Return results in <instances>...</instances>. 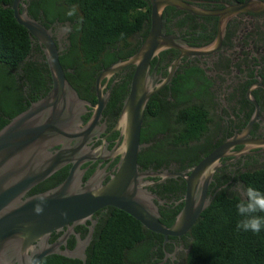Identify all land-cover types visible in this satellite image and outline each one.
Instances as JSON below:
<instances>
[{
  "label": "flooded vegetation",
  "instance_id": "obj_1",
  "mask_svg": "<svg viewBox=\"0 0 264 264\" xmlns=\"http://www.w3.org/2000/svg\"><path fill=\"white\" fill-rule=\"evenodd\" d=\"M182 1L197 11L212 12L248 0ZM42 2H52L58 8L62 5V0H19V10L26 11L29 15L31 6H38ZM39 10L43 15V10ZM164 10L167 11L163 16ZM164 10L162 16L165 19V33L180 40L183 48L203 50L213 45L218 33L219 17L201 16L175 7H166ZM43 21L49 25L47 29L51 30L59 51V59L68 55L70 31L64 29L66 25L71 28L69 21L61 23L56 19L49 22L45 17ZM136 38L141 39L142 44L144 39L142 40L140 35H136ZM32 41L34 45L29 54L31 60H37L41 64L47 62L43 46L35 39ZM208 51L206 54L184 56L178 49H166L154 56L150 62L147 84L156 88L168 78L169 81L148 100L149 106L144 109L140 134L143 131V135L148 136L165 135L164 131L173 123V112L177 108V100L174 97L176 88L180 81L190 79L189 72L193 69L201 73L203 81L198 80L197 83L203 87V92L210 101L211 118L201 140L202 148L194 154L195 160L192 163L154 159L148 151L152 142L143 143L139 139L140 150L136 161L137 190L150 195V201L155 205L159 220L163 224L171 223L172 211L179 205L183 207L186 192L184 178L168 175L190 174L189 171L194 166L226 143H231L230 147L214 163L207 187L206 198L210 203L220 192L239 197L238 189L244 188L243 176L264 169V11L230 16L222 25L220 45ZM108 67L99 70L95 77L94 97L84 98L77 93L83 107L79 108L81 112L75 138L67 146L59 144L35 156L26 171L30 172L31 169L32 173H39L49 154H55L66 147L72 149L73 153L69 157L73 161L37 182L25 192L21 200L55 189L67 180L72 170L75 182L79 184L77 186L83 189L90 187L92 190L115 181L121 170L127 172L123 166L125 149L121 114L124 101L130 92L135 67L129 66L100 81L99 92L104 105L99 113H96V80ZM152 103L156 104L154 112L150 110ZM128 175L131 176L132 173ZM16 178L21 179L22 174ZM131 185L133 184L130 183V187ZM137 198L142 199V195L138 194ZM119 211L130 216L113 206H105L85 220L53 231L47 241L49 244H55L64 239L61 250L79 249V257L71 260L77 264H87L95 242L101 237L104 229L110 228L106 223ZM134 220L138 224L123 227L132 234L123 243L124 252L119 259L122 264H185L190 239L187 233L180 237H168L165 241L162 235L152 232Z\"/></svg>",
  "mask_w": 264,
  "mask_h": 264
},
{
  "label": "water",
  "instance_id": "obj_2",
  "mask_svg": "<svg viewBox=\"0 0 264 264\" xmlns=\"http://www.w3.org/2000/svg\"><path fill=\"white\" fill-rule=\"evenodd\" d=\"M148 2L151 7L150 28L139 49L127 60L105 68L96 80L98 98L96 113H99L104 105L99 92L100 81L124 68L135 67L130 92L124 101L121 114L125 149L123 166L127 172L121 170L115 181L92 190L90 187L79 188L72 170L70 176L60 186L23 201L21 197L33 185L73 161L69 157L73 153L72 149L66 147L55 154H49L39 173H32L31 169L30 172L26 171L29 170L35 156L59 144L67 146L75 138L81 112L79 108L83 107V102L65 77L51 30L29 17L26 11L21 12L19 0H13L11 10L14 19L27 30L30 39L37 40L44 48L51 85L43 97L32 102L26 110L11 118L0 129V264H39L43 258L50 255L69 259L79 257V249L61 250L65 240L49 244L48 236L53 231L91 217L95 211L105 206H113L124 211L147 229L162 235L167 241L168 237L185 235L210 205L206 191L214 170L213 165L230 147L229 142L194 166L189 171L190 174L168 175L180 176L186 182L183 207L169 227L160 222L157 209L150 201V195L137 190L136 161L140 150L139 139L144 109L150 97L169 81L168 78L156 88L148 85L150 62L154 56L166 49H178L184 56L208 53L209 49H215L220 45L222 25L230 16L264 11V1L248 0L212 12L197 11L185 5L182 0ZM166 7L187 10L201 16L219 17L218 33L213 45L203 50L183 48L180 40L165 33L162 12ZM129 173L132 175L129 176ZM19 174H22V178L17 180ZM130 183L133 184L131 187ZM138 194L142 195V199L137 198Z\"/></svg>",
  "mask_w": 264,
  "mask_h": 264
},
{
  "label": "trees",
  "instance_id": "obj_3",
  "mask_svg": "<svg viewBox=\"0 0 264 264\" xmlns=\"http://www.w3.org/2000/svg\"><path fill=\"white\" fill-rule=\"evenodd\" d=\"M12 1L0 0V129L44 96L51 85L47 62L41 64L29 56L34 44L27 30L14 19ZM74 5L76 15L68 17L67 12ZM31 7L29 17L46 28L49 25L43 21L44 17L49 22L69 21L70 50L59 61L66 79L84 98L94 97L93 85L99 70L132 56L141 44L136 35L143 40L150 28L148 0H62L60 8L52 2ZM189 75L190 79L180 81L176 88L177 108L165 135L148 136L143 131L140 134L141 142H152L148 151L154 159L189 164L202 148L201 140L211 118L210 101L197 83L203 81L201 73L193 69ZM154 107L156 104L152 103L151 112ZM243 184L244 188L251 185L264 191V169L244 175ZM238 199L220 192L201 213L187 232L190 239L185 264H264V229L259 234L237 229L242 219L236 209ZM181 207L172 211L171 223L165 226L174 222ZM133 224L138 223L120 211L108 220L106 225L110 228L104 229L95 242L87 264H122L119 259L124 252L123 243L132 234L123 227ZM39 264L77 263L50 255Z\"/></svg>",
  "mask_w": 264,
  "mask_h": 264
},
{
  "label": "clouds",
  "instance_id": "obj_4",
  "mask_svg": "<svg viewBox=\"0 0 264 264\" xmlns=\"http://www.w3.org/2000/svg\"><path fill=\"white\" fill-rule=\"evenodd\" d=\"M77 8H72L67 12L68 17L76 15ZM65 31H71L69 26H65ZM239 199L236 209L242 218L237 223V229L245 232L259 234L264 229V191L251 185L238 189Z\"/></svg>",
  "mask_w": 264,
  "mask_h": 264
}]
</instances>
